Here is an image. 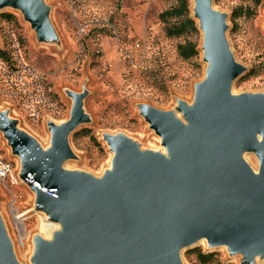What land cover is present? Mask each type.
<instances>
[{"label":"rangeland","instance_id":"obj_1","mask_svg":"<svg viewBox=\"0 0 264 264\" xmlns=\"http://www.w3.org/2000/svg\"><path fill=\"white\" fill-rule=\"evenodd\" d=\"M181 6L183 0H40L48 32L20 7L0 9V160L17 178L0 177V226L17 264H39L40 215L51 212L22 176L5 120L48 152L52 125L72 121L80 108L62 171L110 184L117 138L150 168L151 157L167 145L146 110L170 114L187 127L210 67L192 0H186L180 16L167 22L160 17ZM213 6L226 17L229 50L244 68L232 84L235 96H264V0H213ZM181 46H195L198 53L186 57ZM261 154V142L253 149L241 145V158L254 176L261 173ZM54 220L63 223L64 233V221ZM206 240L182 249L180 263L264 264L260 251L249 259L227 244L212 247ZM198 251L213 256L201 262Z\"/></svg>","mask_w":264,"mask_h":264},{"label":"water","instance_id":"obj_2","mask_svg":"<svg viewBox=\"0 0 264 264\" xmlns=\"http://www.w3.org/2000/svg\"><path fill=\"white\" fill-rule=\"evenodd\" d=\"M10 4L22 8L38 28L50 30L40 0H0V9ZM212 8L213 0H199L196 7L210 67L198 85L191 124L184 127L170 114L146 110L173 162L157 153L147 168L127 141L117 138L110 184L80 180L62 171L80 108L72 121L52 125L48 152L5 120L22 176L53 219L66 226L52 243L41 238L39 264H181L182 249L203 238L249 259L257 251L264 256V96H231L244 68L229 50L226 17ZM260 142L262 169L254 176L241 158V145L253 149ZM0 264H17L1 226Z\"/></svg>","mask_w":264,"mask_h":264},{"label":"bare ground","instance_id":"obj_3","mask_svg":"<svg viewBox=\"0 0 264 264\" xmlns=\"http://www.w3.org/2000/svg\"><path fill=\"white\" fill-rule=\"evenodd\" d=\"M198 1L199 0H192V5L195 8V12H196V7L198 6ZM214 11H216L215 7L213 6L212 8ZM198 23L200 24V26L202 27V20L200 18H197ZM203 31V29H202ZM203 35H205L204 31H203ZM205 37V36H204ZM231 96H235L234 91H231ZM190 124H188L189 126ZM258 139L260 141H263V137L262 135H258ZM163 157H165L166 160L173 162L174 161V157L172 156L170 150L166 147L164 148V150L160 153ZM68 166V163L65 164V167ZM114 165H111V171H114ZM13 176L15 177L14 173ZM15 179L17 180V178L15 177ZM41 218V222L39 225V231L41 234V238L45 241H48L50 243H52L57 235V233L59 232H63L64 231V225L63 223H59L58 221L54 220L52 215L47 214V215H40ZM206 238L201 239L199 242H206Z\"/></svg>","mask_w":264,"mask_h":264},{"label":"trees","instance_id":"obj_4","mask_svg":"<svg viewBox=\"0 0 264 264\" xmlns=\"http://www.w3.org/2000/svg\"><path fill=\"white\" fill-rule=\"evenodd\" d=\"M185 9H186V0H183V6L178 7V8H173V9L168 10V11H165V12L161 13L160 17H161V19L163 21L167 22L170 17H172V16H180L181 14H183V11ZM180 32H182V29H178V30L177 29H175V30L174 29H169V33L170 34H178ZM180 50H181L182 55H184L186 57H190V56L195 55V54L198 53V50H197V48L195 46H191V47L181 46ZM212 256L213 255L211 253H204L202 251H198V259L201 262L207 261Z\"/></svg>","mask_w":264,"mask_h":264},{"label":"built area","instance_id":"obj_5","mask_svg":"<svg viewBox=\"0 0 264 264\" xmlns=\"http://www.w3.org/2000/svg\"><path fill=\"white\" fill-rule=\"evenodd\" d=\"M11 174V177L15 179V177L13 176V172L11 170V166L9 164H6V163H3L1 160H0V177L4 178L6 177L7 175H10Z\"/></svg>","mask_w":264,"mask_h":264}]
</instances>
